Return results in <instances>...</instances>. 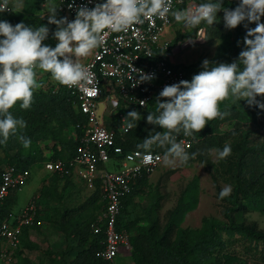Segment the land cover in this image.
Masks as SVG:
<instances>
[{
	"label": "trees",
	"instance_id": "16d2710c",
	"mask_svg": "<svg viewBox=\"0 0 264 264\" xmlns=\"http://www.w3.org/2000/svg\"><path fill=\"white\" fill-rule=\"evenodd\" d=\"M43 1V0H40ZM207 2V0H200ZM224 7L234 9L238 6L239 0H223ZM59 11V10H58ZM22 15V19L28 24H35L34 27L45 24L50 29L49 37L45 44L55 47L56 41L53 33L55 25L48 24L47 18L42 19L40 15ZM63 17L59 12L57 18ZM264 22V17L261 18ZM12 25L15 22L11 23ZM245 24L248 28H254L255 24L247 21L235 29H226L223 21V11L218 13V22L213 26L202 23L192 30H178L174 39L170 42L171 52L181 41L197 38L201 28L206 29L209 38H221L222 45L216 55L210 59L211 64L232 63L238 59L240 51L245 48L243 43L247 34ZM158 58L163 56L161 51H157ZM202 62L184 65L178 64L186 70V80L191 81L193 75L204 70ZM118 93V89L115 88ZM264 102V97H257ZM120 100H123L120 97ZM77 97L68 88L62 86L59 89L36 90L32 107L23 110L17 105L10 109L17 118H23L27 127L19 134L31 139V150L25 152V148L17 137H10L6 144H0V150L4 153L3 161L10 165H15L21 169H31L37 162H45L47 156L39 144L46 142L45 148L53 150L52 158L62 159L67 164L69 170L72 168L70 161L76 154L78 137L82 133V128L77 127L79 123L85 122V116L80 111ZM155 102L152 101L145 109H139L141 119L137 122V127L126 132L124 136L117 134V143L121 144L126 151L136 149V145L141 143L150 132L152 127L147 123L149 112L155 111ZM132 108H135L132 106ZM221 110L230 111V115L223 120L217 118L209 121L200 132L189 137L193 140L192 145L186 149L189 154L197 153L195 159H190L187 164L193 162L202 163L209 171H214L221 178H225L231 186L230 196L220 199L223 203V218L206 216L203 225L198 229L181 228V222L188 211L196 206V187L189 184L181 194L178 203L169 209L165 216L158 212L162 205L164 195L160 192L161 182H158L155 193L157 198L149 210L148 224L138 226L136 220L127 221L126 211L132 203L136 193L145 190L149 175L145 174L138 178L131 193L123 199V211L120 218L122 226L126 227L131 234V252L135 264H264V227H260L255 221H249L246 214L260 210L264 212V110L255 106H249L244 102H226L221 106ZM235 120V121H234ZM234 121L232 129L222 130L221 124ZM74 130L75 139L65 140V133ZM119 131V129H117ZM181 133L177 139L181 138ZM229 144L232 153L224 160H220L219 166L211 158L212 149H221L225 144ZM59 145H61L59 149ZM63 150L69 151L66 157ZM154 152H162L163 149L154 147ZM63 157V158H62ZM4 169L0 166V177ZM55 179L68 174L61 175L54 173ZM61 177H60V176ZM218 176V177H219ZM217 177V176H215ZM63 178V179H66ZM97 187L92 196L77 208L72 209L73 214L82 212L88 206L97 203L100 199L101 208L104 207L100 180H97ZM217 193L222 189L217 185ZM21 187H15L10 191L9 196L0 203V225L13 216V207L16 197ZM41 196L51 199L49 189L45 186L41 190ZM40 197V196H39ZM40 203V201H39ZM71 210V212H72ZM102 210V209H101ZM67 217L70 215L65 213ZM66 217V218H67ZM92 216L90 219L80 223L78 227L79 241L77 244L65 246L63 249H45L32 239L26 242L27 230L37 227L35 224L39 219V214L34 225L24 228V247L32 250L35 254L41 252L38 264H94L99 262L98 252L102 248V234H96L91 228V224L97 219ZM134 226L136 230L133 232ZM76 250V253L74 252ZM16 251V252H17ZM73 252L75 254H73ZM46 256V258H44ZM26 264L30 260L25 258Z\"/></svg>",
	"mask_w": 264,
	"mask_h": 264
},
{
	"label": "clouds",
	"instance_id": "9594fccd",
	"mask_svg": "<svg viewBox=\"0 0 264 264\" xmlns=\"http://www.w3.org/2000/svg\"><path fill=\"white\" fill-rule=\"evenodd\" d=\"M9 0L0 3V12L9 10ZM70 3L71 9L74 5ZM91 3V0H89ZM58 8L48 4L46 15L48 24L55 25L52 34L55 47L44 43L50 29L45 24L38 27L23 22L12 25L0 20V144H6L10 137H17L25 149L31 146V139L19 134L27 127L23 118L15 117L10 109L19 102V107L28 110L32 107L34 92L43 85L38 82V72L50 73L58 84L74 87L87 82L88 68L81 63L101 48L109 32H125L133 25L143 24L153 18L166 19L169 15L177 24L192 30L202 23L213 26L218 22V13L223 11L226 29H235L245 21L255 24L248 28L244 37L245 48L232 63L211 64L205 59L198 74L191 81L165 85L155 102V111L147 115V123L158 125L162 132H150L136 145L135 156L144 163L153 160L154 147L163 149L162 161L165 167L187 165L197 153L186 151L183 141L177 137H192L200 133L209 121L223 120L230 111L221 110V103L232 99L244 100L251 106L264 110V0H239L234 9L224 7L223 0H207L195 8L173 10L172 0H105L89 8L81 5L76 9L75 18L58 16ZM42 17V19H44ZM206 33V32H205ZM139 83L150 81L153 75L139 71ZM135 87V85L133 86ZM144 106V101L140 102ZM140 113L132 110L122 120L123 131L137 127ZM214 151L216 158L224 160L232 153L229 144ZM231 186H225L219 193L224 199L231 194Z\"/></svg>",
	"mask_w": 264,
	"mask_h": 264
},
{
	"label": "built area",
	"instance_id": "2783aa9c",
	"mask_svg": "<svg viewBox=\"0 0 264 264\" xmlns=\"http://www.w3.org/2000/svg\"><path fill=\"white\" fill-rule=\"evenodd\" d=\"M3 0H0L2 3ZM105 0H75L73 7L68 5L73 0H59L58 10L69 21L76 15V9L81 5L89 8ZM200 0H172L173 10L195 8ZM9 6V2H8ZM174 24L169 15L166 19L153 18L145 20L143 24L133 25L125 32H109L105 43L96 49L91 58L83 63L89 70L87 82H81L74 87H66L77 97L78 107L85 116V122L77 127L82 128L76 154L71 159V167L77 166L82 179L95 183L100 180L104 207L97 219L91 224L96 234H102V248L98 252L99 262L94 264H115L116 258L123 254L124 249H131L130 231L121 225L120 218L123 211V199L132 192L138 178L152 175L162 164L155 156H162V152L153 151L151 163L142 162L135 156L137 149L126 151L117 143V134L124 136L123 124L119 131L104 125L100 114V104L103 101L104 85L108 82L118 89V96L130 106L145 109L154 101L165 85L179 83L186 80V70L179 66L173 50L169 51L172 39L166 37L167 30ZM205 33L201 28L198 34ZM199 36V35H198ZM163 56L157 57V51ZM139 71L153 75L150 81L139 83ZM135 85V87H133ZM110 86V87H111ZM109 91L108 100L114 101L115 94ZM144 101L142 107L140 102ZM115 106L116 103H113ZM125 118L122 117V120ZM123 123V122H122ZM128 132V131H127ZM185 148H189L193 140L182 136ZM111 163L114 169H107ZM45 169L61 175L70 172L65 161L49 160L45 162ZM31 169H21L15 165L5 168L0 177V203H2L15 187H23L31 177ZM39 198L33 197L21 214L13 215L0 225V256L10 258L13 252L21 248L24 228L35 224L39 214Z\"/></svg>",
	"mask_w": 264,
	"mask_h": 264
},
{
	"label": "rangeland",
	"instance_id": "374dc122",
	"mask_svg": "<svg viewBox=\"0 0 264 264\" xmlns=\"http://www.w3.org/2000/svg\"><path fill=\"white\" fill-rule=\"evenodd\" d=\"M51 3L58 7L59 0H9V10L0 12V20L8 21L15 24L23 22L22 15L26 16L40 15L47 18L46 10L48 4ZM59 13V11H58ZM13 24V25H15ZM26 25L28 21H25ZM35 25V24H30ZM178 30L186 31L182 25L176 24L174 37ZM172 37V38H174ZM222 45V39L209 38L206 33H199L197 38H191L181 41L175 48L176 60L180 64L189 65L197 62L204 61L205 59H212L218 52L219 47ZM92 55L81 58V61H87ZM38 72V82L42 83L41 90L59 89L61 87L56 81L51 78L50 73ZM106 82L104 85V97L109 96V91L112 90L115 95V89L113 86ZM123 106L128 104L125 100ZM234 102L229 99L221 103L223 106L226 102ZM240 102V101H239ZM244 102V100H241ZM129 105V104H128ZM220 106V107H221ZM235 121V120H234ZM234 121L221 124L222 130H230L234 126ZM152 132H162L163 129L158 125H151ZM65 137L71 138L74 136V130H68L65 133ZM48 141H43L39 144L45 152L48 150L45 148V144ZM51 144V141L49 142ZM31 150L29 147L25 150L28 152ZM214 150V149H212ZM69 154V151H66ZM4 153L0 150V166L5 169L9 166L8 163L3 161ZM211 158L216 163V167L219 166L220 160L216 158L215 152L211 151ZM48 160V158H46ZM45 162H37L32 167V174L28 182L19 190L16 197V203L13 207V215L21 214L23 209L27 206L28 202L35 196L39 198V219L36 222L35 229L27 230L26 242L28 239H32L33 242H37L41 247L45 249H63L65 246L77 244L79 241L78 227L80 223L90 219L92 216L99 215L101 211L100 199H97L96 204L88 206L82 212H76V216H72L74 208L79 207L86 202L93 194L97 187V181L92 184L81 178L80 181L74 182L69 179H55L48 181L49 172L45 169ZM107 169H114L113 164L109 163ZM217 176V177H215ZM214 171H209L202 163L196 161L187 165H178L174 168L165 167L163 163L159 168L149 176L148 184L150 189L142 190L136 193L133 197L132 203L126 211V220H136L138 226H145L148 224V212L153 206V202L157 198L155 193L158 182L163 178L161 182L160 192L164 195L162 199V205L159 209L161 216H165V213L177 205L178 200L189 184H193L196 187V206L192 210L188 211L183 221L181 222V228L198 229L203 225V219L206 216H215L217 218H223V203L218 197L217 185L224 188L230 186L225 178H221ZM46 187L49 189L51 199H47L41 196L39 189ZM40 195V197H39ZM72 210V212H71ZM70 214L68 217L65 213ZM67 217V218H66ZM249 221H255L260 227H264V212L260 210L251 211L246 214ZM136 230L134 226L133 232ZM76 253V250L74 251ZM73 252V254H75ZM41 252L35 254L32 250L24 247L22 251L13 252L10 258H2L0 256V264H26L25 258L30 260V264H38L39 258H41ZM46 258V256L44 257ZM115 264H135L131 249H124L123 254H120Z\"/></svg>",
	"mask_w": 264,
	"mask_h": 264
},
{
	"label": "crops",
	"instance_id": "0c3cea01",
	"mask_svg": "<svg viewBox=\"0 0 264 264\" xmlns=\"http://www.w3.org/2000/svg\"><path fill=\"white\" fill-rule=\"evenodd\" d=\"M177 23L175 22V20H174V24H173V26H171L170 28H168V30H167V34H166V36H165V38L166 37H168V38H170V39H174V38H172V37H174V31H175V25H176ZM178 32V31H177ZM177 32H176V34H177ZM176 36V35H175ZM175 57V59H176V56H174ZM177 61V60H176ZM82 62V61H81ZM117 102V105L115 106L113 103H116ZM101 104H104V106H103V110H102V113H101V116H102V119H103V123H104V125L105 126H107V127H109V128H116V129H120L121 128V126H122V117H126V115H127V113L129 112V111H132V110H135V111H137V110H139L138 108H137V110H136V108H132V106H130V105H128V104H126L127 106H123V101L122 100H120V98H119V96L118 95H115V100L114 101H109L108 100V97H104V99H103V101L101 102ZM73 139H75V135L73 136ZM65 140L67 141V140H71L70 138H66L65 137ZM50 141H48V143H49ZM61 145H59L58 147H59V149L61 148L60 147ZM47 150H48V152H45V155L47 156V158L48 159H50V160H58V159H55V158H52V155H53V150H51V149H49V148H47ZM67 150H63L62 152H63V155H64V157H66V152ZM63 158V157H62ZM62 160V159H61ZM49 161V160H48ZM31 170H32V168H31ZM55 175L56 174H52V173H50L49 174V176H48V178H49V180L48 181H52V179L53 178H55ZM68 179L70 180H73L74 182H77V181H80L81 180V176H80V174H79V168L77 167V166H74V167H72L71 169H70V172L68 173ZM60 176V175H59ZM66 176V175H65ZM65 176H62V178L61 179H63V178H66ZM61 177V176H60ZM150 179V178H149ZM94 184V183H93ZM146 184H148L149 185V183L148 182H146ZM145 184V190L147 189V190H149L150 188L147 186ZM20 190H22V187H21V189ZM42 190V188L41 189H39V191H41ZM40 196V195H39ZM25 209V208H24ZM23 209V210H24ZM14 211V210H13Z\"/></svg>",
	"mask_w": 264,
	"mask_h": 264
},
{
	"label": "water",
	"instance_id": "95a60500",
	"mask_svg": "<svg viewBox=\"0 0 264 264\" xmlns=\"http://www.w3.org/2000/svg\"><path fill=\"white\" fill-rule=\"evenodd\" d=\"M104 104H100V114L102 113Z\"/></svg>",
	"mask_w": 264,
	"mask_h": 264
}]
</instances>
